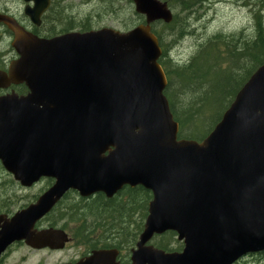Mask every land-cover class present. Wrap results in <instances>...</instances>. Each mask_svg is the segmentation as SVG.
Listing matches in <instances>:
<instances>
[{
  "label": "water",
  "instance_id": "95a60500",
  "mask_svg": "<svg viewBox=\"0 0 264 264\" xmlns=\"http://www.w3.org/2000/svg\"><path fill=\"white\" fill-rule=\"evenodd\" d=\"M25 1L34 2L27 13L36 22L48 0ZM132 2L144 22L128 31L38 39L0 17L18 55L0 77L29 90L0 98V163L23 187L54 180L36 203L0 217V255L22 240L62 247L61 231L32 228L67 191L111 198L125 186L152 197L130 264H235L264 252V63L205 138L178 139L151 31L173 13L160 0ZM166 232L183 244L180 252L149 244ZM116 253L79 264H117Z\"/></svg>",
  "mask_w": 264,
  "mask_h": 264
},
{
  "label": "trees",
  "instance_id": "16d2710c",
  "mask_svg": "<svg viewBox=\"0 0 264 264\" xmlns=\"http://www.w3.org/2000/svg\"><path fill=\"white\" fill-rule=\"evenodd\" d=\"M202 1L179 0V8L181 11L190 10ZM135 16L136 24L143 21L136 14ZM257 16L251 39L241 41V35L238 38L233 35H213L200 44L194 55L184 63L168 54V44L165 41L169 36L166 35L167 30L173 32L177 39L184 34V25L178 22L177 16L173 15L169 24H152L151 30L162 50L159 64L167 79L164 95L179 127L178 139L201 141L206 137L219 122L237 91L264 63V22L260 14ZM129 28L125 24L124 29ZM83 30L88 28L82 26L81 31ZM174 41L173 38L172 42ZM150 199V192L141 187L126 188L114 199L98 198L90 204L87 213L99 216L101 220L109 218L113 227L118 228L116 234L123 237L126 233L127 245L131 246L142 230ZM136 213L140 217L139 222L131 219ZM131 222L134 223V228L130 227ZM153 246L169 252L180 251L182 248L172 232L156 237Z\"/></svg>",
  "mask_w": 264,
  "mask_h": 264
},
{
  "label": "flooded vegetation",
  "instance_id": "af4514ba",
  "mask_svg": "<svg viewBox=\"0 0 264 264\" xmlns=\"http://www.w3.org/2000/svg\"><path fill=\"white\" fill-rule=\"evenodd\" d=\"M129 2V7L134 12L133 3L131 0ZM33 7V1L0 0V17L12 21L17 27L38 39H52L70 32H85L103 27L102 24H94L92 20L80 19L74 15L71 0H48L47 8L36 18L37 23L27 13ZM82 26H86L88 30L81 31ZM13 41L14 33L0 21V73L7 76L10 64L18 59L12 48ZM28 93L29 90L24 83H6L0 77V98L9 95L24 97ZM1 173L6 174L9 179L7 183L0 182V217L7 220L36 203L53 185L52 179L41 178L30 187H23L0 165ZM126 188L134 189L123 187L111 198H107L103 193L81 197L76 191H67L49 212L35 221L32 228L36 234L61 231L65 235L62 247L33 248L23 240L17 241L1 253L0 264H23L30 257H35L36 264H79L95 252L112 250L117 252L115 254L117 264H130L131 251L135 248L137 238L128 246L126 233L123 237L113 233L114 227L109 218L101 220L99 219L101 217L87 213L90 204L98 198L114 199ZM20 252L23 254L18 257ZM54 258L57 260L51 261Z\"/></svg>",
  "mask_w": 264,
  "mask_h": 264
},
{
  "label": "rangeland",
  "instance_id": "374dc122",
  "mask_svg": "<svg viewBox=\"0 0 264 264\" xmlns=\"http://www.w3.org/2000/svg\"><path fill=\"white\" fill-rule=\"evenodd\" d=\"M161 1H167L178 22L184 25V34L179 39L173 35V32L167 30L166 35L169 36L165 40L168 44V54L180 63L187 62L199 45L213 35L222 34L226 37L233 35L236 36L235 38L241 35L239 37L241 41L251 39L256 16L260 14L264 20V0H203L197 7L185 11L180 10L179 0ZM71 2L74 15L80 19L92 20L94 24H102L103 27L122 31L125 30V24L129 27L136 24L137 17L129 7V0H71ZM257 18L260 20L258 16ZM173 38L174 42H172ZM8 181V176L1 173L0 182ZM139 218L135 214L131 219L139 222ZM130 227L134 228L133 222ZM117 229L114 228L113 233L116 234ZM153 242L154 240L151 243ZM55 260L57 259L51 261ZM23 264H36V259L30 257ZM236 264H264V255L263 253L250 255Z\"/></svg>",
  "mask_w": 264,
  "mask_h": 264
},
{
  "label": "bare ground",
  "instance_id": "6f19581e",
  "mask_svg": "<svg viewBox=\"0 0 264 264\" xmlns=\"http://www.w3.org/2000/svg\"><path fill=\"white\" fill-rule=\"evenodd\" d=\"M263 8H264V7H263ZM258 13H259V12H258ZM262 17H263V16H262ZM253 19H254V18H253ZM263 21H264V20H263ZM263 21H262V22H263ZM255 22H256V21H255ZM260 25H261V22H260ZM262 29H264V28H262ZM78 205H79V204H78Z\"/></svg>",
  "mask_w": 264,
  "mask_h": 264
}]
</instances>
